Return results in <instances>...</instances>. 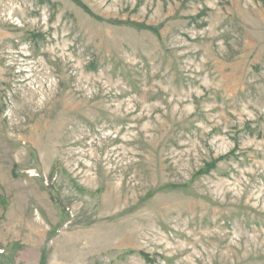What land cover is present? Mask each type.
I'll return each instance as SVG.
<instances>
[{
  "label": "rangeland",
  "instance_id": "374dc122",
  "mask_svg": "<svg viewBox=\"0 0 264 264\" xmlns=\"http://www.w3.org/2000/svg\"><path fill=\"white\" fill-rule=\"evenodd\" d=\"M0 264H264V0H0Z\"/></svg>",
  "mask_w": 264,
  "mask_h": 264
}]
</instances>
